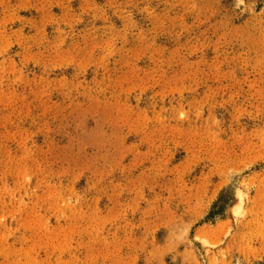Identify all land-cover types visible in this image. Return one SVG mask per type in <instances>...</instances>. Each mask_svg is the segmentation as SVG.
Returning a JSON list of instances; mask_svg holds the SVG:
<instances>
[{"label":"rangeland","instance_id":"1","mask_svg":"<svg viewBox=\"0 0 264 264\" xmlns=\"http://www.w3.org/2000/svg\"><path fill=\"white\" fill-rule=\"evenodd\" d=\"M0 264H264V0H0Z\"/></svg>","mask_w":264,"mask_h":264}]
</instances>
